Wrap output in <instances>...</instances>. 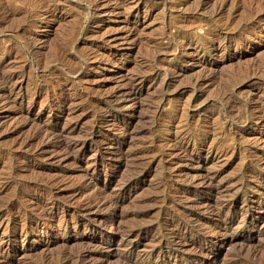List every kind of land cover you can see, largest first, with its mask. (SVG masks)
<instances>
[{"label": "rangeland", "instance_id": "obj_1", "mask_svg": "<svg viewBox=\"0 0 264 264\" xmlns=\"http://www.w3.org/2000/svg\"><path fill=\"white\" fill-rule=\"evenodd\" d=\"M241 1L0 0V264H264Z\"/></svg>", "mask_w": 264, "mask_h": 264}, {"label": "bare ground", "instance_id": "obj_2", "mask_svg": "<svg viewBox=\"0 0 264 264\" xmlns=\"http://www.w3.org/2000/svg\"><path fill=\"white\" fill-rule=\"evenodd\" d=\"M241 1V0H240ZM251 1H253V0H251ZM250 1V2H251ZM239 2V1H238ZM242 2V1H241ZM254 2H255V0H254ZM253 2V3H254ZM260 2H263V1H261L260 0ZM236 3V2H235ZM249 3V2H248ZM258 3H259V1H258ZM255 4H256V2H255ZM261 4V3H260ZM263 4V3H262ZM238 5V4H237ZM236 6V5H235ZM234 6V7H235ZM251 6V5H250ZM258 6V5H257ZM240 7V6H239ZM254 7V6H253ZM241 11V10H240ZM239 12V11H238ZM237 12V13H238ZM249 12V11H248ZM255 13V12H254ZM229 15V14H228ZM251 15H253V14H251ZM262 17V16H261ZM226 18V17H225ZM237 18V17H236ZM228 19V18H227ZM252 19H253V17H252ZM236 20V19H235ZM245 20H247V19H245ZM212 21V20H211ZM237 24V23H236ZM238 25V24H237ZM233 26V25H232ZM251 26V25H250ZM247 26H245V28H246ZM229 28V27H228ZM244 28V27H243ZM245 30V29H244ZM211 33V32H210ZM218 39V38H217ZM208 45V44H207ZM206 46V45H205ZM201 47V46H200ZM199 47V48H200ZM213 47V46H212ZM207 48V47H206ZM201 49H203V48H201ZM200 50V49H199ZM214 51V50H213ZM209 53V52H208ZM205 65V64H204ZM264 72V71H263ZM200 79V78H199ZM203 79V78H202ZM5 81V80H4ZM207 81V80H206ZM6 83V82H5ZM202 84V83H201ZM195 85V84H194ZM201 86V85H200ZM51 133V132H50ZM52 134V133H51ZM187 135V134H186ZM190 135V134H189ZM183 136H185V134L183 135ZM188 136V135H187ZM191 136V135H190ZM193 136V135H192ZM189 139V138H188ZM195 139V138H194ZM185 140V139H184ZM59 142H60V140H58ZM186 141V140H185ZM56 142V141H55ZM83 143V142H82ZM186 143H187V141H186ZM54 144V143H53ZM59 144V143H58ZM74 144V143H73ZM78 144V143H77ZM183 144H185V143H183ZM55 145H57V143L55 144ZM67 145V144H66ZM80 145V144H79ZM179 145V144H178ZM177 146V145H176ZM180 146V145H179ZM187 146V145H186ZM68 147V146H67ZM47 148V147H46ZM55 148V147H54ZM62 148V147H61ZM66 148V147H65ZM178 148V147H177ZM187 148V147H186ZM178 149H181V147H179ZM182 149H184V148H182ZM82 150V149H81ZM188 150V149H187ZM69 151V150H68ZM67 151V152H68ZM182 151V150H181ZM185 152V151H184ZM189 152H191V151H189ZM181 153V152H180ZM180 155V154H179ZM259 160V159H258ZM252 162V161H251ZM256 162V161H255ZM261 162V161H260ZM262 163V162H261ZM200 168V167H199ZM209 182H207L206 184H205V186L206 185H209L208 184ZM214 185V184H213ZM213 185H211V186H213ZM214 187H215V185H214ZM209 188H211V187H209ZM83 189V188H82ZM217 189V188H216ZM204 190V189H203ZM48 191V190H47ZM205 191H207V190H205ZM213 193V192H212ZM214 194V193H213ZM217 197V196H216ZM90 200V199H89ZM101 200V199H100ZM103 200V199H102ZM104 203V202H103ZM11 204V203H10ZM209 204V203H208ZM41 205V204H40ZM210 205H212V204H210ZM3 207V206H2ZM95 207V206H94ZM207 206H205V208H206ZM210 207V206H209ZM201 211H203V210H201ZM200 211V212H201ZM206 211H207V209H206ZM210 211V210H209ZM45 212V211H44ZM211 212V211H210ZM41 213V212H40ZM17 214V213H16ZM42 215V214H41ZM217 215V214H216ZM42 218V217H41ZM16 219V218H15ZM1 220V219H0ZM198 230H200V229H198ZM197 231V230H196ZM198 232V231H197ZM196 232V233H197ZM204 233H206L205 231H204ZM210 233V232H209ZM194 234V233H193ZM199 234H201V233H199ZM228 234V233H227ZM179 235V234H178ZM195 235V234H194ZM197 235V234H196ZM207 235V234H206ZM224 235V234H223ZM231 235V234H230ZM229 236V235H228ZM223 237V236H222ZM224 238V237H223ZM201 239V238H200ZM207 239H210V238H207ZM237 240V239H236ZM239 243V242H238ZM184 244V243H183ZM182 244V245H183ZM188 244V243H187ZM244 244V243H243ZM254 252V251H253ZM76 253V252H75ZM83 253V252H82ZM74 254V253H73ZM87 254V253H86ZM254 254H255V252H254ZM254 254H253V256H254ZM89 255V254H88ZM72 257V256H71ZM77 257V256H76ZM79 257V256H78ZM238 257V256H237ZM251 257V256H250ZM253 259V258H252ZM237 260V259H236ZM48 261V260H47ZM243 261V260H242ZM242 261H240L241 263H242ZM43 262V261H42ZM165 262V261H164ZM125 263V262H124ZM181 263V262H180ZM245 263V262H244ZM46 264H48V263H46ZM129 264V263H128ZM236 264V263H235ZM237 264H239V263H237Z\"/></svg>", "mask_w": 264, "mask_h": 264}]
</instances>
